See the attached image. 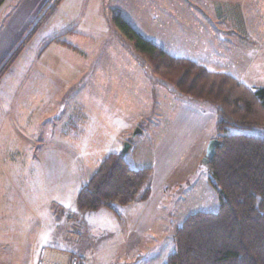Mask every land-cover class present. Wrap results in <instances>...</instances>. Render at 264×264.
Returning a JSON list of instances; mask_svg holds the SVG:
<instances>
[{
    "label": "rangeland",
    "instance_id": "374dc122",
    "mask_svg": "<svg viewBox=\"0 0 264 264\" xmlns=\"http://www.w3.org/2000/svg\"><path fill=\"white\" fill-rule=\"evenodd\" d=\"M54 1L48 0L34 18L35 24L50 9L43 29L26 45L20 63L3 78L5 85L0 89V94L15 97L11 105L25 111L23 134L34 142L26 169L32 173L33 192L39 191L42 197L36 196L30 205L50 226L59 227L46 246L69 253L85 251V264H164L174 249V234L186 218L219 208L203 165L207 146L215 139V109L164 84L148 60L122 37L116 17L171 56L230 74L251 89L264 88V33L258 32L263 27L253 25L263 20L216 18L221 6L224 16L232 14L225 10L228 0L205 5L194 0L170 3L175 11L145 10L123 0ZM262 2L258 0V10ZM205 7L214 12H209L212 19L205 18ZM8 12L6 7L0 9V23ZM248 29L253 30L249 35L231 33ZM54 37L76 46L80 53L60 45L50 48ZM82 109L85 123L74 130L71 119ZM6 138L0 153L6 150ZM127 144L131 147L126 160L132 168L146 167L153 157L161 165L157 177L153 170L149 211L137 210L134 215L133 209L121 210L123 230L128 231L122 246H115L119 232L112 237L103 234L102 241H96L98 232H92L76 243L80 235L73 232L67 216L80 212L79 187L106 156L123 154ZM57 208L64 212L58 214ZM91 226L99 229L96 221ZM25 259L26 255L16 264H31Z\"/></svg>",
    "mask_w": 264,
    "mask_h": 264
},
{
    "label": "trees",
    "instance_id": "16d2710c",
    "mask_svg": "<svg viewBox=\"0 0 264 264\" xmlns=\"http://www.w3.org/2000/svg\"><path fill=\"white\" fill-rule=\"evenodd\" d=\"M5 1L0 0V7ZM49 10L3 64L0 84L46 23ZM116 24L122 37L148 60L164 84L215 109V139L220 144L215 156L203 165L219 208L216 212L192 213L186 218L174 234V249L164 264H264V131L259 135L246 133L264 128V88L251 89L230 74L173 57L120 17H116ZM54 41L80 53L64 40ZM79 112L71 119L74 130L86 120L83 110ZM152 175V168L134 169L125 154L111 153L81 187L78 210H106L120 218L122 209L150 199Z\"/></svg>",
    "mask_w": 264,
    "mask_h": 264
},
{
    "label": "crops",
    "instance_id": "0c3cea01",
    "mask_svg": "<svg viewBox=\"0 0 264 264\" xmlns=\"http://www.w3.org/2000/svg\"><path fill=\"white\" fill-rule=\"evenodd\" d=\"M123 1L134 2L140 6L139 8L145 10H154V8H156L166 11L167 9L172 11L176 10L174 5H172L173 7L171 9L169 5L170 3L184 4L185 2H191L190 0ZM165 1L168 4L167 6L160 5ZM196 1H200L202 5H205L207 2L218 3V1L216 2L215 0H194L193 2ZM262 1L261 8L264 10V0ZM47 2L48 0H6L5 3L0 7V9H3V7L9 9V12L5 15L6 17H4L0 23V68L10 57L14 49L25 37V35L29 32L31 26L34 24V18L37 17L38 14L42 13L44 4ZM249 2L251 3V6H248V0H228L227 3L230 5H228L225 10L231 12L232 14L224 16V14H222L221 6L219 7V11L216 12V18L246 19L247 21L249 20V23L251 18H253L255 21L262 19L263 22H251H253V25L258 24V27H263L262 30H258L259 34L264 33V11L259 13L257 12L262 10L261 8L258 10V0H249ZM205 8L207 9V7ZM209 12L212 15L214 13L208 10L204 12V16L205 18L212 19ZM210 26L213 25L210 24ZM42 29L43 27L39 30V32ZM252 31V29H248L245 33L243 31L234 30L231 31V33L234 32L237 35H240V33L249 35ZM67 33L69 32L67 31ZM37 35L33 38V40L37 37ZM33 40L31 42H33ZM54 40L55 39H50V48L53 47V45H55L56 48H59V44H57ZM22 55L14 66L20 63ZM4 79L0 85V89L3 85H5ZM14 98L15 97L11 96V94H0V143H2L4 136L7 135V140L4 141L6 144V150L3 153H0V264H16L18 261H20V259H22V256L25 255L28 258L25 260H29L31 264H35L38 258L37 263L39 264L42 251L48 247L52 248L51 246H46L45 241L49 239L59 227L56 225L50 226L48 220L44 219V215L37 213V210H34L30 205L31 201H35L36 196L41 198L42 194L39 191L33 192L31 181L32 173L30 170L26 169V156L27 161L30 162L31 149L34 142L31 139L26 138V135L23 134L24 126L22 125V121L24 120L23 114H25V111L20 110L18 104L11 105ZM163 147L165 148V145H163ZM22 163H25V165H19ZM158 166L161 167L160 163L158 162L157 158H155L154 161L153 157L152 162L143 168H152L156 176V173H158ZM80 188L81 187L78 189L77 196L80 192ZM153 193L151 198L154 196ZM34 195L35 197H33ZM151 198L146 202H136L127 208L133 209L132 211L134 212V215L136 214L137 210L148 212ZM45 200L46 197L44 196L43 201ZM59 210L62 211V209L57 208L56 211L58 214ZM63 212L64 210L62 213ZM32 217L36 219L34 225L32 223ZM67 217L69 221L72 222L71 228L73 232L80 235V237L75 240L76 243H80L82 241L83 235L85 237L90 235L91 237L92 232H98L97 236L99 237H96V241H102L103 234L107 235V237H112L119 232V239L115 246H122L127 238H125V236L126 233L128 234V231L123 230V222L120 218L109 211L101 210L93 213H84L80 211L74 214H68ZM93 221H96V223L99 224L98 230L92 226L90 227ZM105 223L109 225V228L103 227V224ZM39 231L40 235L34 239L33 236ZM43 233L44 237L41 238V234ZM122 234L125 235L122 237ZM70 243H73V241H70ZM82 250H86V247L83 246ZM71 252V254L81 255L82 251L71 250ZM82 253L83 255L81 256L86 257L85 251Z\"/></svg>",
    "mask_w": 264,
    "mask_h": 264
},
{
    "label": "built area",
    "instance_id": "2783aa9c",
    "mask_svg": "<svg viewBox=\"0 0 264 264\" xmlns=\"http://www.w3.org/2000/svg\"><path fill=\"white\" fill-rule=\"evenodd\" d=\"M39 264H85V263H84V258H82L79 255L73 256L69 252L48 247L42 251Z\"/></svg>",
    "mask_w": 264,
    "mask_h": 264
},
{
    "label": "water",
    "instance_id": "95a60500",
    "mask_svg": "<svg viewBox=\"0 0 264 264\" xmlns=\"http://www.w3.org/2000/svg\"><path fill=\"white\" fill-rule=\"evenodd\" d=\"M140 132L141 131L138 130V131H136V133L134 135H136L137 133H140ZM219 144H220V141L218 139H212L209 142V144L207 146L206 156L203 158L204 165L208 164L209 161L215 156L216 149H217ZM130 147H131L130 144H127L123 154L127 153Z\"/></svg>",
    "mask_w": 264,
    "mask_h": 264
}]
</instances>
